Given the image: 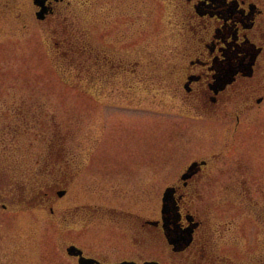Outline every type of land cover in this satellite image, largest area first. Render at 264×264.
Returning a JSON list of instances; mask_svg holds the SVG:
<instances>
[{"label": "rangeland", "instance_id": "rangeland-1", "mask_svg": "<svg viewBox=\"0 0 264 264\" xmlns=\"http://www.w3.org/2000/svg\"><path fill=\"white\" fill-rule=\"evenodd\" d=\"M177 4L67 0L40 21L33 0H0V264H78L67 248L97 252L101 239L96 225H73L74 204L99 206L107 196L125 203L133 193L140 214L149 204L151 218L159 217L162 192L172 182L166 175L205 155L198 153L201 145L211 149L215 124L161 112L174 107L164 95L163 66L180 59ZM87 30L94 49L140 62L135 76L111 79L107 72L87 83ZM129 131L137 136L132 143ZM251 145L258 148L253 146V171L263 173L264 139ZM59 157L75 159L72 186L69 175H50L47 161ZM102 157H150L151 181L108 178L92 169ZM254 213L251 207L250 218L235 216L227 238L214 243L217 252L236 263L244 253L246 264L264 261V229ZM145 256L160 264L186 261L159 239Z\"/></svg>", "mask_w": 264, "mask_h": 264}, {"label": "flooded vegetation", "instance_id": "flooded-vegetation-1", "mask_svg": "<svg viewBox=\"0 0 264 264\" xmlns=\"http://www.w3.org/2000/svg\"><path fill=\"white\" fill-rule=\"evenodd\" d=\"M66 1L47 0L50 10L43 21L56 15ZM176 12L180 59L163 66L168 81L164 95L174 107L161 112H181L196 122L215 124L211 149L218 150L201 145L198 153L205 155L191 160L179 173L166 175L172 182L162 192L159 217L151 218L149 204L144 208L146 214H140L133 193L125 203L107 196V204L99 206L74 204L73 225H79V230L96 225L93 232L100 236L101 246L97 252H88L71 245L103 264L152 261L145 255L151 254L155 239L184 256L185 264H246L249 254L244 253L243 260L236 263L217 252L214 243L227 238L235 216L250 218L251 207L264 229V172H254L251 166V142L264 139V0H178ZM85 36L87 83L92 76L101 81L107 72L111 79L135 76L140 62L94 49L89 30ZM151 69H155L154 63ZM129 133L126 136L132 143L137 136ZM73 161L66 157L48 160L50 175H69V185H74L77 171ZM95 165L92 169L108 178L151 181L150 157H102ZM167 190L170 195L163 213ZM73 258L78 262V257Z\"/></svg>", "mask_w": 264, "mask_h": 264}, {"label": "water", "instance_id": "water-1", "mask_svg": "<svg viewBox=\"0 0 264 264\" xmlns=\"http://www.w3.org/2000/svg\"><path fill=\"white\" fill-rule=\"evenodd\" d=\"M35 6L39 7L40 10L36 13L37 18L39 20L44 19L45 14H47L50 10V8L48 6H46V1L47 0H33ZM60 195H63L62 193ZM170 195V190H167L165 193V198H164V206H163V213H165L166 211V207H167V201ZM169 210H171L170 207H168ZM171 243L173 245H177V243L171 239ZM67 252L70 256H78L79 257V264H102L94 259H90V258H86L83 256V252L81 250H79L77 247L75 246H70L67 248ZM116 264H137L136 262H130V261H124L121 263H116ZM144 264H159L156 261H151V262H146Z\"/></svg>", "mask_w": 264, "mask_h": 264}, {"label": "trees", "instance_id": "trees-1", "mask_svg": "<svg viewBox=\"0 0 264 264\" xmlns=\"http://www.w3.org/2000/svg\"><path fill=\"white\" fill-rule=\"evenodd\" d=\"M24 112H26V111H24ZM41 191V190H40Z\"/></svg>", "mask_w": 264, "mask_h": 264}]
</instances>
